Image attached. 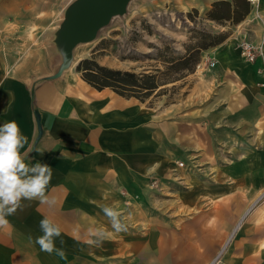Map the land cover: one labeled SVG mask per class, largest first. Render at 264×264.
<instances>
[{"label":"crops","instance_id":"obj_1","mask_svg":"<svg viewBox=\"0 0 264 264\" xmlns=\"http://www.w3.org/2000/svg\"><path fill=\"white\" fill-rule=\"evenodd\" d=\"M70 1L0 0V126L17 122L29 167L51 166L45 195L54 201L22 199L5 217L0 264H211L219 253L218 264H264L263 58L246 62L236 39L221 46L232 57L209 76L220 89L207 111L209 139L205 107L190 129L193 109L155 107L90 85L77 69L82 48L54 77L61 63L54 33ZM259 8L262 19L248 23L238 42L261 40L264 0ZM189 152L202 155L209 174L173 177L174 161ZM174 183L182 190L173 191ZM105 207L120 213L125 230L115 231ZM45 217L61 228L54 239L64 259L35 243ZM90 229L112 235L90 244L97 239Z\"/></svg>","mask_w":264,"mask_h":264},{"label":"rangeland","instance_id":"obj_2","mask_svg":"<svg viewBox=\"0 0 264 264\" xmlns=\"http://www.w3.org/2000/svg\"><path fill=\"white\" fill-rule=\"evenodd\" d=\"M216 1L220 0H132L125 15L114 17L95 41L81 44L78 48L85 50L86 58L93 59L98 65L145 76L157 75L160 86L157 91L147 97L145 91H136L135 94L144 97L145 102L151 106L163 108L175 104L195 110L189 113L194 114V117H188L190 129L196 128V109L205 107V131L210 139L214 123L212 115L207 111L213 107V96L220 89L211 83L209 76L221 60L228 62L232 57H229L231 53L227 51L225 54V49L221 46L229 39L238 42L253 18L248 15L239 24L213 20L209 12ZM242 5L243 0H240V9ZM259 6L260 0L251 3L252 11L260 9ZM220 40H223L222 43H218ZM237 42L234 44L236 50ZM203 43L212 45L201 49L199 64L215 60L216 66L211 71L198 68V64L191 72L186 68L191 67L190 62L186 67L173 63L183 58L188 50ZM231 88L233 93L239 91L234 85ZM126 92L133 94L131 91ZM173 113L178 114L175 111ZM199 157L195 152H189L188 156L174 161L173 177L182 176L186 179L209 174L202 171ZM220 157L225 158V161L230 158L228 152H221ZM204 158L212 160V153L204 151ZM179 162H183L184 166H179ZM180 186L181 184L174 183L173 191H181ZM158 193L161 192L158 190ZM145 207L149 205L146 204Z\"/></svg>","mask_w":264,"mask_h":264},{"label":"clouds","instance_id":"obj_3","mask_svg":"<svg viewBox=\"0 0 264 264\" xmlns=\"http://www.w3.org/2000/svg\"><path fill=\"white\" fill-rule=\"evenodd\" d=\"M28 143L27 137L20 132L16 121H10L0 126V226L8 225L6 216L12 215L21 208V200L39 199L41 203H54L45 195L47 185L52 177V168L46 163L37 162L31 167L24 162L20 149ZM109 218L116 232L125 230L120 221V213L112 207L102 209ZM42 236L35 239L42 251L52 254L55 252L60 258H65L63 249L56 248L55 239L61 235V228L52 220L45 217L40 221ZM96 240L90 244L99 245L112 233L103 229H90ZM31 240V237L29 238Z\"/></svg>","mask_w":264,"mask_h":264},{"label":"trees","instance_id":"obj_4","mask_svg":"<svg viewBox=\"0 0 264 264\" xmlns=\"http://www.w3.org/2000/svg\"><path fill=\"white\" fill-rule=\"evenodd\" d=\"M242 6V9H240V0L216 1L209 12V15L216 21L227 20L232 21L234 24H239L244 21L251 12V3L249 0H243ZM220 10L225 11L224 13H220ZM222 41L223 40H220L218 43H222ZM210 45L212 44H199L195 48L188 50L183 58L178 59L173 63L186 67L188 62H190L191 67L186 68L193 72L200 62L201 49H206ZM77 69L83 73L84 80L93 87L99 90L110 88L121 96L128 98L136 97L142 102H145V98L136 95V91H145V97H147L157 91L160 87L157 81V75L145 76L133 72L115 70L106 66L98 65L93 59H83L80 61ZM126 91H131L133 94L130 95Z\"/></svg>","mask_w":264,"mask_h":264},{"label":"water","instance_id":"obj_5","mask_svg":"<svg viewBox=\"0 0 264 264\" xmlns=\"http://www.w3.org/2000/svg\"><path fill=\"white\" fill-rule=\"evenodd\" d=\"M132 0H73L54 33L53 47L61 63L54 77L61 76L75 61V49L97 39L99 32L116 16L128 11Z\"/></svg>","mask_w":264,"mask_h":264},{"label":"built area","instance_id":"obj_6","mask_svg":"<svg viewBox=\"0 0 264 264\" xmlns=\"http://www.w3.org/2000/svg\"><path fill=\"white\" fill-rule=\"evenodd\" d=\"M250 2L254 4L256 0H250ZM254 13L255 14L251 20L252 22L258 19H262L259 13V9H255ZM262 29H263L262 37L258 43L253 42L247 38L242 39L238 43V49H239L240 56L248 63H255L260 57L263 58L264 60V21L262 22ZM215 66H216V61L213 59H210L209 62H204V61L201 62L198 65V68H203L205 71H210ZM178 164L179 166H182V167L184 166L183 162H179ZM220 254L221 253H219L216 259H214L215 260L213 261L214 263L218 264L220 262ZM213 262L211 264H214Z\"/></svg>","mask_w":264,"mask_h":264},{"label":"bare ground","instance_id":"obj_7","mask_svg":"<svg viewBox=\"0 0 264 264\" xmlns=\"http://www.w3.org/2000/svg\"><path fill=\"white\" fill-rule=\"evenodd\" d=\"M113 20H114V19H113ZM103 29H104V28H103ZM103 29L99 32V34L102 33ZM99 34H98V35H99ZM57 63H58V62H57ZM261 131H262V130H261ZM263 135H264V133H263ZM258 137H259V136H258ZM263 138H264V137H263ZM262 209H263V208H262ZM260 244H261V243H260ZM263 245H264V244H263ZM263 245H262V246H263Z\"/></svg>","mask_w":264,"mask_h":264}]
</instances>
